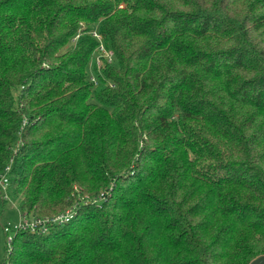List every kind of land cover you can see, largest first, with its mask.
<instances>
[{"label":"trees","instance_id":"obj_1","mask_svg":"<svg viewBox=\"0 0 264 264\" xmlns=\"http://www.w3.org/2000/svg\"><path fill=\"white\" fill-rule=\"evenodd\" d=\"M7 167L2 203L77 214L18 232L2 264H249L264 254V0H0Z\"/></svg>","mask_w":264,"mask_h":264},{"label":"built area","instance_id":"obj_2","mask_svg":"<svg viewBox=\"0 0 264 264\" xmlns=\"http://www.w3.org/2000/svg\"><path fill=\"white\" fill-rule=\"evenodd\" d=\"M93 36L97 39L101 40V37L94 32ZM100 53L103 54L104 57L111 60L112 53L108 52L103 45L99 48ZM98 64L100 65L101 62L99 58H97ZM10 170V167H7L2 175H0V189L3 191L4 196L7 198V186H8V178L7 173ZM85 204L88 203H97V199H93L92 201H86ZM77 214V206L73 205L66 211L57 214L53 217H35L30 215L26 212H21L20 220L18 224L14 225L13 227L6 225L3 227L5 238H6V245L8 250H11L12 242L14 236L20 231H29L31 233L37 234H47L52 226H62L66 223H69ZM12 233V236H10Z\"/></svg>","mask_w":264,"mask_h":264},{"label":"rangeland","instance_id":"obj_3","mask_svg":"<svg viewBox=\"0 0 264 264\" xmlns=\"http://www.w3.org/2000/svg\"><path fill=\"white\" fill-rule=\"evenodd\" d=\"M96 58H99V54H95ZM77 188V189H76ZM75 189L78 190V186H75ZM3 191L0 189V264L4 262L5 257V250H6V238L3 227L9 225L13 227L14 225L18 224L21 216V209H20V199H13L11 198L6 203H2L1 195ZM93 199H97V203L103 201L102 198H90L87 195H83L77 198L76 202L84 203L86 201H92ZM12 236V233H10Z\"/></svg>","mask_w":264,"mask_h":264},{"label":"water","instance_id":"obj_4","mask_svg":"<svg viewBox=\"0 0 264 264\" xmlns=\"http://www.w3.org/2000/svg\"><path fill=\"white\" fill-rule=\"evenodd\" d=\"M249 264H264V254L259 255L252 259Z\"/></svg>","mask_w":264,"mask_h":264}]
</instances>
